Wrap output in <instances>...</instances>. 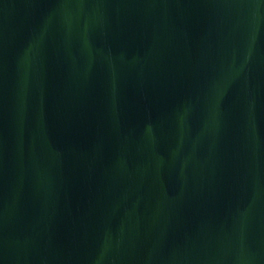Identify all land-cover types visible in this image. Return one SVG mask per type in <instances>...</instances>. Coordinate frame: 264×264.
I'll return each mask as SVG.
<instances>
[{
  "label": "water",
  "instance_id": "water-1",
  "mask_svg": "<svg viewBox=\"0 0 264 264\" xmlns=\"http://www.w3.org/2000/svg\"><path fill=\"white\" fill-rule=\"evenodd\" d=\"M0 264H264V0H0Z\"/></svg>",
  "mask_w": 264,
  "mask_h": 264
}]
</instances>
